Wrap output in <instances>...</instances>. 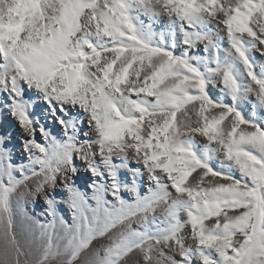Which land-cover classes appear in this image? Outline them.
Returning a JSON list of instances; mask_svg holds the SVG:
<instances>
[{
	"label": "snow or ice",
	"instance_id": "6c2138e0",
	"mask_svg": "<svg viewBox=\"0 0 264 264\" xmlns=\"http://www.w3.org/2000/svg\"><path fill=\"white\" fill-rule=\"evenodd\" d=\"M257 52L264 0H0V264H264Z\"/></svg>",
	"mask_w": 264,
	"mask_h": 264
},
{
	"label": "rangeland",
	"instance_id": "374dc122",
	"mask_svg": "<svg viewBox=\"0 0 264 264\" xmlns=\"http://www.w3.org/2000/svg\"><path fill=\"white\" fill-rule=\"evenodd\" d=\"M256 58L258 60V62H264V58H261L259 56V53H255ZM7 131L11 132L13 134V136L15 137V140L13 141V156L14 159L17 161H20L22 159V149L20 148V131L17 127H15L14 125L10 124L6 126ZM39 138V137H38ZM201 139V141L203 142V138H198ZM86 178V174H83V169H82V175L77 179V183L81 184L83 186L84 184V180ZM64 194L63 192H61V198H63ZM42 205L43 202L41 200H38L35 204H29V210H35L36 213H39L42 211ZM61 211L62 213L65 215L66 219H71L70 214H69V210L67 209V207L63 204H61Z\"/></svg>",
	"mask_w": 264,
	"mask_h": 264
}]
</instances>
